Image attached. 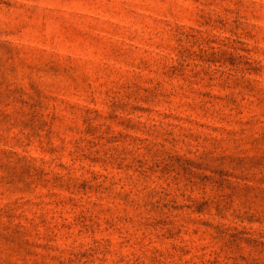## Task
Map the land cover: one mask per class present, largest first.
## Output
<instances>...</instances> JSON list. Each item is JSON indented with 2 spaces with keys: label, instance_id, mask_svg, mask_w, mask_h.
I'll return each instance as SVG.
<instances>
[{
  "label": "rangeland",
  "instance_id": "1",
  "mask_svg": "<svg viewBox=\"0 0 264 264\" xmlns=\"http://www.w3.org/2000/svg\"><path fill=\"white\" fill-rule=\"evenodd\" d=\"M0 264H264V0H0Z\"/></svg>",
  "mask_w": 264,
  "mask_h": 264
}]
</instances>
